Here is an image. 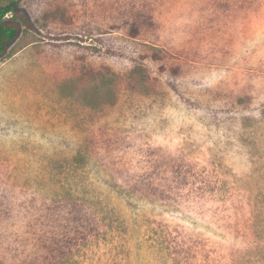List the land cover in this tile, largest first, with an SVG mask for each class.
I'll return each mask as SVG.
<instances>
[{
    "label": "rangeland",
    "instance_id": "rangeland-1",
    "mask_svg": "<svg viewBox=\"0 0 264 264\" xmlns=\"http://www.w3.org/2000/svg\"><path fill=\"white\" fill-rule=\"evenodd\" d=\"M11 1L0 264H264V0Z\"/></svg>",
    "mask_w": 264,
    "mask_h": 264
},
{
    "label": "trees",
    "instance_id": "trees-1",
    "mask_svg": "<svg viewBox=\"0 0 264 264\" xmlns=\"http://www.w3.org/2000/svg\"><path fill=\"white\" fill-rule=\"evenodd\" d=\"M18 5L19 1H11L6 5H0V59L8 54L10 46L17 40L22 29L31 26L28 15L26 12L17 9ZM139 71L140 68L136 66L134 73ZM98 76L100 82L109 87L110 77L108 73H99ZM112 93L113 90L111 88L109 95H112ZM109 95L107 99H110Z\"/></svg>",
    "mask_w": 264,
    "mask_h": 264
}]
</instances>
